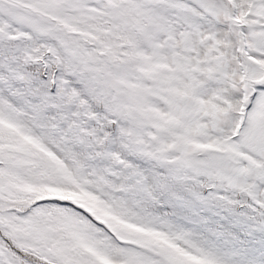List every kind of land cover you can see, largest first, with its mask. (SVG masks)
<instances>
[{"label": "snow or ice", "instance_id": "6c2138e0", "mask_svg": "<svg viewBox=\"0 0 264 264\" xmlns=\"http://www.w3.org/2000/svg\"><path fill=\"white\" fill-rule=\"evenodd\" d=\"M0 264H264V0H0Z\"/></svg>", "mask_w": 264, "mask_h": 264}]
</instances>
